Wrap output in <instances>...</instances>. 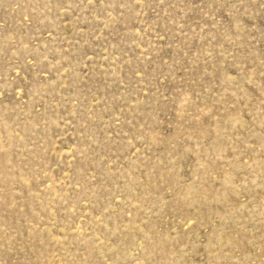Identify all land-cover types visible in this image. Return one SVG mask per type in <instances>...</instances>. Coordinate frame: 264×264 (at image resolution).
<instances>
[{
	"label": "rangeland",
	"instance_id": "rangeland-1",
	"mask_svg": "<svg viewBox=\"0 0 264 264\" xmlns=\"http://www.w3.org/2000/svg\"><path fill=\"white\" fill-rule=\"evenodd\" d=\"M0 264H264V0H0Z\"/></svg>",
	"mask_w": 264,
	"mask_h": 264
}]
</instances>
